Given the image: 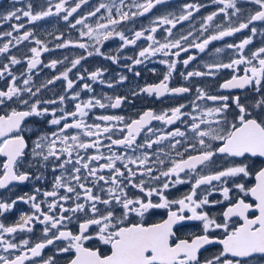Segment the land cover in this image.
I'll return each instance as SVG.
<instances>
[{"label": "snow or ice", "instance_id": "1", "mask_svg": "<svg viewBox=\"0 0 264 264\" xmlns=\"http://www.w3.org/2000/svg\"><path fill=\"white\" fill-rule=\"evenodd\" d=\"M20 2L13 0V3ZM88 2L77 0L69 6L70 0H47V6L39 11L34 12L33 5L29 3L26 8H14L6 15H0V22H18L27 18L29 23H35L63 14L62 19L68 22L70 28L76 29L80 25L85 29L78 30L79 41L56 36L61 41L56 48H79L87 56L71 60V66L54 80H49L48 84L63 79L66 89L72 90L74 81L69 78V73L89 56H103L117 63L116 56L105 55L100 50L104 42L114 38L122 42L121 51L124 47L136 46L142 39L149 42L139 50L136 58L127 57L135 66L157 55L179 57L181 52H188L190 48L204 52L213 41L223 40L246 29H250L254 36L257 34L254 25L258 22L264 24V0H245L255 7L243 20L237 21L232 20L242 12L237 7V0H213L221 7L218 12L204 18L201 35L208 31L220 14L227 18V26L216 24L217 31L200 42L192 32L178 39H169L173 36L172 29L200 11L201 5L193 3L184 4L180 15L154 19L151 26L134 31L129 38L118 26L145 16L166 0H131L130 4L126 0H109L71 22L70 18ZM102 9L107 12L106 16L100 17L103 22L95 27L86 23ZM229 9L232 11L229 12ZM164 26L169 27L165 28L166 36L161 42L155 33ZM24 27L21 23H11V30L0 34V39L10 38L0 45V56H5L8 61L0 66V80L7 81L5 87L0 88V106L10 109L0 114V189L25 184L32 179L31 173L22 170L25 163L29 167L51 166V170L54 173L59 171V175L54 177L51 191L41 193V189L36 188L35 194L26 193L10 202L0 201V216L12 211L19 202L30 205L32 209L30 214L22 213L11 225L0 222V264H60L61 260L64 264H264V98L249 107L239 95H211L196 88V100L211 101L216 106L201 108L193 101L191 111L184 110L187 104H179L161 113L146 110L130 122H125L123 116L98 115L95 120L103 124L88 123L85 118L93 108H119L127 97H106L108 104L90 98L76 102L74 111L44 106L64 105L65 95H60L58 99H32L38 96L40 88L33 91L29 86L32 82L30 73L43 63L42 54L51 49L35 38L31 30L13 35L14 32L20 33ZM190 37L194 38L190 40ZM24 41L36 46L30 48L31 56L26 59L29 74L22 81L24 87H21L12 67L23 61L8 54L10 46H18ZM182 42H187V46ZM251 43V37H247L238 44H228L227 48L234 49L236 53V58L230 62L207 64L206 71H189L181 75L188 80L230 70V78L219 84L221 93L248 89L264 95V47L246 55L245 48ZM193 59L194 56H189L182 63L187 67ZM178 62L161 60L160 63L168 69L163 79L133 95L143 93L160 98L190 93L192 89L187 86H169ZM58 63L63 61L52 60L44 67L55 69ZM132 66H129V71ZM102 76L103 71L97 69L90 73L88 79L96 82ZM78 79L83 80L84 76L79 75ZM125 79L120 76V82ZM107 86L113 87L110 82ZM82 87L88 92L93 91L87 83ZM25 93L28 95L25 96ZM70 99L79 101L80 93L74 92ZM12 104L21 107H12ZM58 112L60 115H57ZM33 117L55 126V130L36 135L29 152V138L24 133L30 131L26 122ZM152 121L165 125L180 122L186 124L187 129L176 128L155 139L149 137L138 143L142 132L146 137L154 134L150 127ZM70 129L76 132L73 134ZM116 131L122 134L120 138H113ZM188 132H191V137ZM165 139L174 141L169 147L178 157L169 159L167 167H163L165 160L159 150L151 154L145 151ZM104 140L110 143L104 144ZM114 146L125 149L124 153L113 151ZM102 148H107L110 154H105ZM90 149L92 154L88 153ZM129 151L132 155L128 154ZM29 155L31 159L26 160ZM215 157H221L227 163L217 165L214 171L205 172V168L216 165ZM152 164L161 167L153 168ZM154 172L158 174L154 175ZM42 178V175L35 176L37 180ZM183 184H191L190 190L179 198H170V190ZM129 189L136 190L140 195L130 194ZM216 193L221 199H210ZM37 194H42L44 199L38 200ZM42 205H46L47 211ZM217 206H221L218 213L209 211ZM160 211L166 213L165 218L158 222H146ZM71 223L77 225L76 231L68 227ZM193 223L198 225V230L185 234ZM36 224L44 225V239L33 243L29 238L21 237L19 242H13L19 233H33ZM58 241L61 242L59 245ZM49 246H55V252L44 258V249Z\"/></svg>", "mask_w": 264, "mask_h": 264}, {"label": "flooded vegetation", "instance_id": "2", "mask_svg": "<svg viewBox=\"0 0 264 264\" xmlns=\"http://www.w3.org/2000/svg\"><path fill=\"white\" fill-rule=\"evenodd\" d=\"M55 2V0H53ZM77 0H70V5H74ZM109 0H89L88 4L82 5V7L78 10L77 13L70 18L71 22H75V19L82 18L86 16L87 13L91 10H94L99 6L100 3H108ZM33 5V11H39L43 7L47 6V0H21L20 3H13V0H0V15H6L8 11L13 10L14 8H26L28 4ZM126 3H131V0H126ZM186 3H193L197 5H201L200 11L195 12L194 15L187 21H184L177 25L175 29H172L173 36L169 39H178L181 35H186L189 32L194 34V37H199L197 42H200L204 37L214 33L217 31L215 25L218 23H224L227 26L226 20L223 14H220L216 17V19L212 22V25L209 27L207 32H204L201 35L200 28L201 25L205 22V17L213 12H218L221 5L213 3V0H166L165 3L159 4L152 10V12L146 14L142 17H137L133 20H129L124 22L120 26H118L119 30L125 32L126 36L131 38L133 36L134 31H139L145 28H148L152 25V21L160 16L165 15H180L182 12L183 5ZM237 7L242 9L239 17H232L233 21L243 20L249 11H251L255 6L251 4H247L245 0H237ZM127 10V9H125ZM232 10L229 9V12ZM106 16L107 12L102 9L100 13H97V16L90 17L86 20V23L95 27V25L99 22H103L100 20L101 16ZM113 15H115V9H113ZM63 14L61 16H52L47 17L43 20L37 21L35 23H29L27 18H22L20 21H11V22H0V34L10 31L11 23H21L24 24V28L21 29L20 33H13L14 36L22 34L26 30H31L34 33V37L42 40L47 44L49 52L43 53L41 56L42 64L38 66L36 69L30 73L32 76V82L29 85L33 88V91H36L37 88H40V92L37 97H33L32 99H58L60 95H65V103L64 105H44L49 108H57L63 107L65 111H74V104L76 102L87 101L90 98L100 99L103 103L108 104L109 101L105 99L106 97H112L113 99L117 96L119 97H127L124 103L119 108H93L89 112V116L85 119L88 123H101V121H96L95 117L98 115H115V116H123L125 118V122H130L132 119H136L146 110H153L156 113H161L166 111L172 107H175L179 104H187L188 107L184 109L185 111H191L192 103L195 101L200 105L201 108L206 107H215L211 101L206 100H196V88H201L211 95H239L241 97V101L251 107L257 100L264 98V95L261 93H256L255 91H250L248 89L245 90H232L229 92L221 93L219 91V84L222 83L225 79L230 78L231 72L230 70H221L215 76H203V77H192L188 80L184 79V76L181 73L186 74L189 71H206L205 65L213 64V63H228L231 59L236 58V53L234 49L227 48L228 44H238L242 41V39L251 37L252 43L245 48V54L250 55L252 51L257 50L260 47H264V24L257 23L254 26L257 28V34L252 35L250 29H246L240 33H236L231 37H226L220 41H213L211 44L207 46L204 52H199L195 48H190L188 52H181L179 57L169 56L163 57L162 55H157L155 57H149L144 60L142 64L132 66V59H127V57H132L133 59L138 56V52L141 48L146 47L148 45V41L140 40L137 42L136 46H127L124 47L123 50L120 49L121 41L118 38L111 39L106 41L101 46V52L105 55L116 56L117 63H113L111 60L105 59L103 56H89L86 59L81 61V64L78 65L72 72L69 73V78L74 81V88L72 90L66 89V81L63 79L55 80L54 83L48 84L49 80H54L55 77L61 74L66 68L71 66V60L79 58L81 55L87 56V53L84 50L74 47L69 48H56V45L61 41L56 39V36H62L65 40L79 41V31L85 30L82 29V26L77 25L76 29H72L69 27L68 22L62 19ZM169 26H164L159 28L155 36L157 39L164 41L166 36L165 28ZM252 26H250L251 28ZM148 33L146 32L145 35ZM194 37H190L189 39H193ZM10 39L9 37H4L0 39V45L7 42ZM90 43V42H89ZM187 46V42H182ZM36 46L34 43L30 41H24L18 46L12 47L11 51L8 55H15L20 58L23 62L19 65L12 67V71L15 75L19 77L17 80V84L21 87H24L22 81L29 74L27 72V57L31 56L30 48ZM221 49L220 52H217L216 49ZM91 50V49H90ZM171 51L175 52L176 49H172ZM189 56H194L193 59L187 67H185L182 63L184 59H187ZM168 60L169 62L173 60L180 61L177 63L175 71L172 73V77L170 78L169 86L170 87H179V86H187L192 89L190 93L184 94L182 96H169L165 95L163 97L157 98L155 95L148 96L146 94L140 93L138 95H133V93H139V90L145 86L158 84L163 76L167 73V66L165 64L160 63L161 60ZM52 60L63 61V63H58L55 69H51L48 67H44V64L50 63ZM7 59L5 56H0V66L4 63H7ZM129 66H132V70L129 71ZM243 66H241V69ZM100 69L103 71V76L98 78L96 82H93L88 79V76L91 72ZM139 72L140 75L136 76L135 73ZM242 74V73H241ZM79 75H83L84 79H78ZM120 76L126 77L123 82H120ZM103 81V82H100ZM112 83L113 87H108V83ZM7 81L0 80V88H4ZM87 83L93 89L92 92H88L83 90V85ZM74 92L80 93L79 101H72L70 99L71 95ZM28 94L25 93V96ZM11 103V102H9ZM12 107H21L17 104H12ZM10 109L4 108L0 106V114L3 111H8ZM57 115H60L58 112ZM46 119H50L47 117ZM188 119L187 117L185 118ZM229 119H231V115H229ZM71 122V121H69ZM27 128L30 131H26L24 134L28 139L29 149L27 151L30 152V148L32 145V141L36 138V135L42 134L44 132H51L55 130V126H49L45 124L39 118H29L26 122ZM120 127V125H117ZM150 127L153 128L154 134H148L146 137L145 133L142 132L141 136L138 138V143H143L146 138L155 139L157 136L164 135L166 133H170L176 128H180L181 130H186L187 125L181 124L177 122L173 125H165L160 121H152ZM71 133H75V129L69 130ZM146 132V130H145ZM191 132H188V136L191 137ZM122 134L119 131H116L113 134V138H120ZM83 139H87L82 137ZM179 139V138H177ZM174 141H170L169 139L163 140L159 145H153L152 149H146L145 151L151 153H155L158 150L160 151L161 157L165 160V165L163 167L168 166L169 159H178L176 154L169 147V144ZM190 142V141H189ZM110 143L108 140H104V144ZM102 151L105 154H110L107 148H102ZM113 151L118 154H123L125 149L119 147H113ZM89 154L93 153V150H88ZM167 153L168 155H164ZM83 154V153H82ZM132 155L131 151L128 153ZM139 154V152L137 153ZM155 155L152 156V159L155 160ZM2 159V158H0ZM31 156L26 157V160H30ZM216 165H210L208 168H205V172L216 170V166H223L227 163L221 157H215ZM103 162V161H102ZM153 168L159 169L161 166L158 164H152ZM71 167V166H69ZM22 170L28 171L32 174V179L25 184H13L10 185L8 189H0V201H8L11 199H15L18 196H22L27 194H35V189H41V193L43 191H51L53 189L54 177L59 175V171L53 172L51 170V166L47 168H41L39 165L29 167L27 163L24 164ZM154 175L158 174V172H154ZM42 175V179L37 180L35 176ZM252 181H249L251 183ZM191 188V184H183L178 185L175 188L170 190V198H179L183 194L187 193ZM62 192V190H61ZM130 194L140 195L136 190L129 189ZM38 200H43L44 197L42 194H37ZM51 198H49L50 200ZM153 199H156L155 197ZM210 199H221L218 193L214 194ZM44 210L47 211L46 205H42ZM103 207V206H101ZM221 206H217L215 209H210L213 214L219 212ZM32 209L30 205L19 202L13 208L12 211L5 213L3 216H0V222L5 223L6 225H11L15 223L22 213H31ZM65 215H69L65 213ZM166 217V213L160 211L156 213L149 221L146 222H158L161 219ZM43 227L44 225L36 224L33 233H19L17 234V238L13 242H19L21 237L29 238L33 243L44 239L43 237ZM68 227L76 231L77 225L75 223H71ZM198 230V225L193 223L189 230ZM11 239V237H6ZM61 242H57L59 245ZM55 252V246H49L44 249L43 256L44 258L53 255ZM7 255V254H6ZM207 255V253H205ZM39 259V258H38ZM60 264H64V261L61 260Z\"/></svg>", "mask_w": 264, "mask_h": 264}]
</instances>
